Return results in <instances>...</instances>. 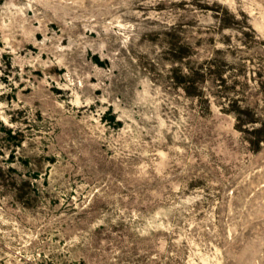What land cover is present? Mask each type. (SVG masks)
<instances>
[{
	"label": "rangeland",
	"instance_id": "374dc122",
	"mask_svg": "<svg viewBox=\"0 0 264 264\" xmlns=\"http://www.w3.org/2000/svg\"><path fill=\"white\" fill-rule=\"evenodd\" d=\"M0 264H264V0H0Z\"/></svg>",
	"mask_w": 264,
	"mask_h": 264
}]
</instances>
